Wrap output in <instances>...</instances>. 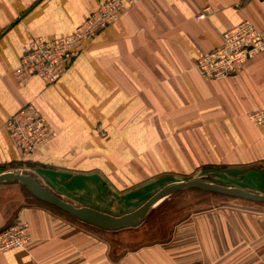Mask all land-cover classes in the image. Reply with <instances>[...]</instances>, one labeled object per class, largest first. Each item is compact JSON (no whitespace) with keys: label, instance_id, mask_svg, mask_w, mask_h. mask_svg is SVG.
Returning a JSON list of instances; mask_svg holds the SVG:
<instances>
[{"label":"crops","instance_id":"1","mask_svg":"<svg viewBox=\"0 0 264 264\" xmlns=\"http://www.w3.org/2000/svg\"><path fill=\"white\" fill-rule=\"evenodd\" d=\"M107 1L0 0V174L21 167L61 200L113 217L200 174L264 195V126L248 118L264 107V54L221 80L195 67L244 20L264 38V0H133L55 84L11 77L31 39L68 36ZM29 104L55 136L21 158L5 123ZM4 191L0 231L20 220L30 241L0 264H264V222L227 207L108 231Z\"/></svg>","mask_w":264,"mask_h":264},{"label":"built area","instance_id":"2","mask_svg":"<svg viewBox=\"0 0 264 264\" xmlns=\"http://www.w3.org/2000/svg\"><path fill=\"white\" fill-rule=\"evenodd\" d=\"M133 5V0H109L101 4L72 34L53 40L42 37L31 39L23 48L18 66L10 72L19 84L34 76L51 86L61 78L86 45ZM207 9L196 18H205ZM264 54V38L247 20L221 34L218 48L199 58L195 67L209 80H221L239 71L254 55ZM257 127L264 126V107L248 116ZM5 129L13 147L21 158L39 153L54 138V132L44 118L31 105H27L5 123ZM30 241L26 223L16 220L0 231V256L24 249Z\"/></svg>","mask_w":264,"mask_h":264},{"label":"water","instance_id":"3","mask_svg":"<svg viewBox=\"0 0 264 264\" xmlns=\"http://www.w3.org/2000/svg\"><path fill=\"white\" fill-rule=\"evenodd\" d=\"M18 182L25 187L28 193L38 201L52 206L61 212L70 215L72 218L89 226L108 230L118 231L122 229L136 228L142 224L150 210L161 199L185 189H198L209 193L222 195L230 198L249 201L257 204H264V195L250 193L237 188H229L217 184L207 183L201 180L181 181L167 186L149 200H147L136 211L113 217L90 208H77L52 194L49 190L37 183L32 177L22 174L6 172L0 174V185Z\"/></svg>","mask_w":264,"mask_h":264},{"label":"rangeland","instance_id":"4","mask_svg":"<svg viewBox=\"0 0 264 264\" xmlns=\"http://www.w3.org/2000/svg\"><path fill=\"white\" fill-rule=\"evenodd\" d=\"M1 170L10 171L16 174L26 175L25 172H22L21 167L7 168V169L1 168ZM203 175L205 174L202 175L200 174L198 178H194V179L196 180L205 179L210 182L221 183L223 185L225 184V181H221L219 178H215V179H213V177L207 178L206 176ZM3 191L8 192L11 196H18L19 192L22 191L27 193V191L23 189V187H21L19 183H15V182L10 184L0 185V192ZM170 196L161 199L159 202H157L154 205L155 207L151 210L152 213H149V216L145 219V223L148 222H157V223L162 222L166 224L173 222L175 223L180 219L184 218L186 214H189L191 210H193L192 212L195 213V212H199V211L203 212L211 209L212 210L218 208L223 209V207H227L236 213L238 212L236 214V218L238 217L237 215L240 214L242 215L243 212L248 214L246 216H249V219L250 218L252 219L253 223H255L254 226H257L258 222H264V204L252 203L249 201L230 198L213 193H205V191H199L196 189L181 190ZM164 200H166L165 205H161ZM159 206L161 207L164 206L165 209H157Z\"/></svg>","mask_w":264,"mask_h":264}]
</instances>
